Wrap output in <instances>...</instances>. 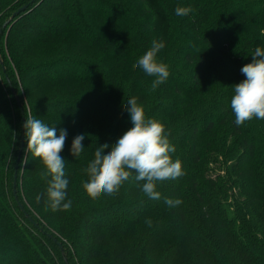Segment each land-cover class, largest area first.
<instances>
[{"label":"trees","instance_id":"1","mask_svg":"<svg viewBox=\"0 0 264 264\" xmlns=\"http://www.w3.org/2000/svg\"><path fill=\"white\" fill-rule=\"evenodd\" d=\"M0 28V264H264V120L237 126L230 107L240 69L264 48V0H0ZM153 39L170 70L155 91L133 67ZM133 96L170 133L186 175L158 184L159 200L134 179L90 198L84 169L132 127ZM29 115L67 130V211L47 205Z\"/></svg>","mask_w":264,"mask_h":264},{"label":"clouds","instance_id":"2","mask_svg":"<svg viewBox=\"0 0 264 264\" xmlns=\"http://www.w3.org/2000/svg\"><path fill=\"white\" fill-rule=\"evenodd\" d=\"M192 11L190 6H177L175 14L187 16ZM164 46L163 42L153 39L150 48L133 65L155 78L151 84L152 91L165 83L170 75L169 65L158 59V53ZM251 57V62L240 69L245 79L233 85L234 94L230 107L237 126H242L253 118L264 120V48L256 47ZM126 110L130 114L132 127L111 146L104 143L96 147L94 159L84 169L88 180L82 182V187L93 199L99 198L102 193L116 196L124 183L134 179L136 182H143L141 191L145 196L159 200L161 193L156 190L158 184L186 175L182 161L179 158L173 159L176 147L171 143L170 133L165 126L157 119L147 117L145 108L138 103L136 97L127 100ZM23 127L27 150L44 166L40 172L41 179L50 177L46 189L48 207L52 211L69 210L72 201L68 199L65 202L69 181L65 178V160L61 155L67 140V130L60 129L57 133L54 126L31 115L27 116ZM84 139V134L73 139L71 154L74 157L83 152ZM109 147L110 151L104 154ZM36 199L39 201L40 196ZM165 203L175 207L182 201L165 198ZM145 222L149 227L152 226L151 219Z\"/></svg>","mask_w":264,"mask_h":264},{"label":"water","instance_id":"3","mask_svg":"<svg viewBox=\"0 0 264 264\" xmlns=\"http://www.w3.org/2000/svg\"><path fill=\"white\" fill-rule=\"evenodd\" d=\"M26 7H27L26 4L23 5V6H21V7L18 8L15 12L12 13L11 17H14L15 15L19 14V13L22 12ZM7 22H8V21H5V22L3 23V26H5ZM0 32H1V28H0ZM17 101L19 102V98H18V97H17ZM22 120H23L22 130H23V132H24V127H23V125L25 124V123H24V118H22ZM23 143H24V141H23V135H22V137H21V143H20V147H19V151H18L17 158H16V162H15V165H14V173H13V194H14V196H15V198H16L17 201H18V199H17V197H16V196H17V195H16V174H17L18 160H19V157H20V153H21V150H22ZM18 204H19L20 208L23 209V206H22V204H21L20 201H18Z\"/></svg>","mask_w":264,"mask_h":264}]
</instances>
